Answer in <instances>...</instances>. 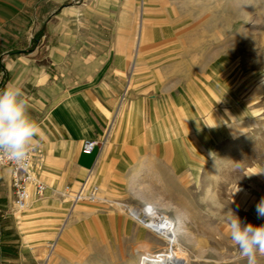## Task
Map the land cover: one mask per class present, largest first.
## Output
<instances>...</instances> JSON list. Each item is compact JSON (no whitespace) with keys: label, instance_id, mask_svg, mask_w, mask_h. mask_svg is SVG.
<instances>
[{"label":"rangeland","instance_id":"obj_1","mask_svg":"<svg viewBox=\"0 0 264 264\" xmlns=\"http://www.w3.org/2000/svg\"><path fill=\"white\" fill-rule=\"evenodd\" d=\"M67 4L88 5L113 21L129 90L114 107L92 177L74 187L46 181L43 196L33 193L27 209L13 205L15 229L43 247L41 264H135L139 253L166 246L147 232L143 242L141 226L128 216L147 206L144 196H158L161 205H172H158L160 213L175 220L179 206L189 218L195 237L180 249L189 264H247L225 214L231 209L245 223L264 224L256 213L264 198V6L243 7L244 0ZM144 5L151 21L141 23ZM82 186L85 192L97 186V199L70 209ZM137 188L147 194L137 195ZM49 196L58 200L33 208V198ZM257 264L264 256L257 254Z\"/></svg>","mask_w":264,"mask_h":264},{"label":"crops","instance_id":"obj_2","mask_svg":"<svg viewBox=\"0 0 264 264\" xmlns=\"http://www.w3.org/2000/svg\"><path fill=\"white\" fill-rule=\"evenodd\" d=\"M69 1L0 0V90L20 87L28 115L40 129L30 150L38 179L74 187L92 177L101 156V144L87 154L85 142L106 138L114 107L129 87L113 21ZM146 10L144 5L141 23L149 20ZM13 198L11 172L3 167L0 264H41L43 247L32 244V235H22L10 219ZM47 198H33V208L58 200Z\"/></svg>","mask_w":264,"mask_h":264},{"label":"clouds","instance_id":"obj_3","mask_svg":"<svg viewBox=\"0 0 264 264\" xmlns=\"http://www.w3.org/2000/svg\"><path fill=\"white\" fill-rule=\"evenodd\" d=\"M264 6V0H244L243 7ZM28 103L20 87L9 85L0 90V154L16 161L25 159L35 145L40 129L28 115ZM258 218H264V198L256 205ZM230 239L247 264H257V254L264 256V224L245 223L231 209L225 214Z\"/></svg>","mask_w":264,"mask_h":264},{"label":"bare ground","instance_id":"obj_4","mask_svg":"<svg viewBox=\"0 0 264 264\" xmlns=\"http://www.w3.org/2000/svg\"><path fill=\"white\" fill-rule=\"evenodd\" d=\"M219 171L220 170L216 169L212 172V180H216L219 177ZM90 175L91 173L89 174V177ZM134 192L137 195L146 193L143 192L141 188L135 189ZM211 193L212 190L211 188H209L206 196L207 199L211 200L213 198L212 196L214 195ZM143 198L144 200H146L147 206L144 209H131L128 216L131 221L136 222L141 226L140 230L144 232L143 236H141L143 242L146 241L145 233L147 232L154 235L157 239L165 242L166 246L165 248L157 252H149L145 250L139 253L138 260L135 264H189L187 258L183 255L180 249L182 246V241H186L189 243L191 241L193 242L192 239H194L195 234L189 226V218L187 217L184 210L179 206L173 208L175 210V220H172L166 214H162L158 211V205L169 209L172 208L170 202L169 204L167 203V205H161V198L159 197V199L158 196L153 197L148 195L144 196ZM99 199L104 200L101 197H99ZM78 203L72 204L70 209H74L78 205Z\"/></svg>","mask_w":264,"mask_h":264},{"label":"built area","instance_id":"obj_5","mask_svg":"<svg viewBox=\"0 0 264 264\" xmlns=\"http://www.w3.org/2000/svg\"><path fill=\"white\" fill-rule=\"evenodd\" d=\"M103 141L87 140L83 146V151L87 154L92 153L96 146L102 144ZM8 167L11 172V184L13 190V203L19 210L23 211L29 207L32 194L43 196L46 185L38 179L33 171L32 153L29 151L27 157L21 161H16L11 157L0 154V169ZM98 187L93 186L90 191L85 192L82 186L72 197V204L83 200L97 199Z\"/></svg>","mask_w":264,"mask_h":264}]
</instances>
